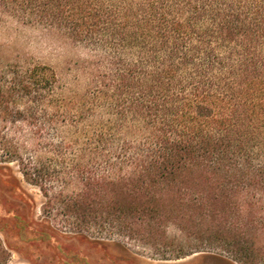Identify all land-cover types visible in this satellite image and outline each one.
I'll return each mask as SVG.
<instances>
[{
  "label": "trees",
  "instance_id": "trees-1",
  "mask_svg": "<svg viewBox=\"0 0 264 264\" xmlns=\"http://www.w3.org/2000/svg\"><path fill=\"white\" fill-rule=\"evenodd\" d=\"M6 14L108 53L105 74L92 80L106 111L91 115L67 173L77 190L68 198L45 190L48 208L63 204L79 222L138 238L164 260L204 251L211 225L214 249L236 261L264 258L257 245L264 241V0H0ZM12 69L0 76V123L27 124L28 136L41 140L38 113L21 104L46 107L58 77ZM10 135L0 130L2 145L15 140ZM52 149L63 158V144ZM18 166L24 180L42 181L24 160ZM14 175L8 191L34 212L35 199ZM9 212L0 217V232L8 229L0 264H13L18 247L10 240L56 246L51 220L36 221L26 206ZM166 223L182 235L173 249L158 240ZM82 227L73 230L84 235ZM59 250L74 257L71 264L82 260Z\"/></svg>",
  "mask_w": 264,
  "mask_h": 264
},
{
  "label": "rangeland",
  "instance_id": "rangeland-1",
  "mask_svg": "<svg viewBox=\"0 0 264 264\" xmlns=\"http://www.w3.org/2000/svg\"><path fill=\"white\" fill-rule=\"evenodd\" d=\"M107 55L106 50L97 42H78L59 28L25 22L8 14L0 16V76L4 72L13 71L12 68L39 67L45 68L49 72L47 75L54 72L59 81L58 88L50 92L51 97H47L46 107L35 106L33 103L21 104L22 109L31 106L38 113L39 121L36 125L42 130L41 140L35 141L28 136L30 126L27 124L18 123L15 127H4V124L0 123V130L11 133V138L15 139L6 146L2 145L0 138V168H3L0 169V217L9 211H21L26 206L29 217L34 216L38 222L51 220L58 233L57 241L51 244L52 247L56 244L54 249L48 247L47 243L38 247L35 244L10 240L18 247L10 251V262L65 264L63 262L66 259L71 264L74 257L61 256L60 248L63 253H73L78 256L77 260L82 259L77 264H264L263 257L248 261L243 256L241 261H236L227 253L214 249V225L209 227L210 234L205 237L210 243L204 241L199 249L204 251L178 259L168 256L165 258L170 260H164L161 253L146 246L138 238L119 234L108 226L103 229L94 222L88 223L87 220L79 222L72 216V212L68 215L67 210H63V204H55L53 208L45 205V190H51V194L53 192V195H60L62 198H68L77 190L73 179L69 178L67 173L72 172L74 154L86 142L82 134L92 120L91 115L99 116L106 111L103 109L104 104L93 97L96 84H93L92 80L105 74ZM52 99L53 101L49 102ZM92 104H95V107ZM44 113H48L50 120L42 116ZM54 115L57 116L56 119ZM52 144H63V158L56 157ZM21 160L30 164L31 169L41 171L42 181L24 180L18 166ZM13 175L20 180L22 188L35 199L34 212L32 203H23L8 191L7 182L12 180ZM187 186L195 188L193 183ZM121 198L128 202L133 199L127 195ZM77 224L87 231L84 235L73 230ZM165 226L167 233L158 234V240L173 249L182 243V235L172 223H166ZM0 228H5L1 221ZM6 230L5 234L0 232L1 239L5 238ZM109 233L112 236L106 235ZM83 236L111 240L113 243L103 246L98 242H89ZM263 244L262 240L257 245L260 248ZM216 254L222 255V259L216 257Z\"/></svg>",
  "mask_w": 264,
  "mask_h": 264
}]
</instances>
